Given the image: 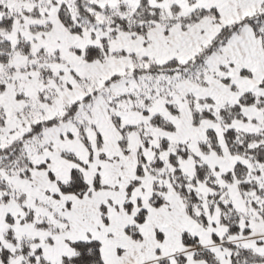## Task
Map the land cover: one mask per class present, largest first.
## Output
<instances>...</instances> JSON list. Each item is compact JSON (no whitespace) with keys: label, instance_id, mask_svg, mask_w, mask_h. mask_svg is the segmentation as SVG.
Segmentation results:
<instances>
[{"label":"snow or ice","instance_id":"1","mask_svg":"<svg viewBox=\"0 0 264 264\" xmlns=\"http://www.w3.org/2000/svg\"><path fill=\"white\" fill-rule=\"evenodd\" d=\"M0 264H264V0H0Z\"/></svg>","mask_w":264,"mask_h":264}]
</instances>
